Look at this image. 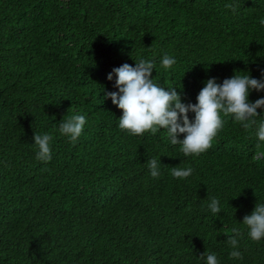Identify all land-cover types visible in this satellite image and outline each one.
Wrapping results in <instances>:
<instances>
[{
  "label": "trees",
  "instance_id": "trees-1",
  "mask_svg": "<svg viewBox=\"0 0 264 264\" xmlns=\"http://www.w3.org/2000/svg\"><path fill=\"white\" fill-rule=\"evenodd\" d=\"M261 19L264 0H0V264H207L206 251L219 264H264V238L243 224L264 203L256 127L222 114L212 147L184 156L164 129L122 131L105 98L118 91L108 74L141 59L186 104L210 78L264 79ZM73 115L86 119L75 145L59 132ZM36 133L53 136L50 162L36 158ZM172 167L194 171L177 179ZM232 228L242 259L229 258Z\"/></svg>",
  "mask_w": 264,
  "mask_h": 264
},
{
  "label": "clouds",
  "instance_id": "clouds-1",
  "mask_svg": "<svg viewBox=\"0 0 264 264\" xmlns=\"http://www.w3.org/2000/svg\"><path fill=\"white\" fill-rule=\"evenodd\" d=\"M226 8L235 11L233 4H226ZM264 25V19L260 20ZM176 64L174 57L163 56L161 66L170 69ZM155 63L150 60L136 61L135 67L128 63L114 68L108 74V80L115 75V87L118 91L106 92L105 98H110L123 114L119 118V128L132 135H143L150 132L155 135L158 130L164 129L172 145L179 144L184 156H199L212 147L213 140L224 126L223 116H231L246 130L256 127V136L264 142V121H258L261 114L258 109L264 108V97L255 102L249 100L251 91L264 92V79L252 78L251 75H234L226 78L223 83H217L216 78H210L197 96V103H183L181 95L175 87L159 86L153 80ZM195 114L194 121L189 119V113ZM183 123H180V120ZM86 119L83 115H73L63 119L59 124V132L66 136L73 145L81 137ZM184 134L182 140L178 139ZM36 158L39 161L50 162L52 150L50 147L53 136L49 133L35 134ZM257 152L253 160L264 158V149L256 145ZM150 174L153 178L160 176V161L153 158L147 161ZM191 167H172L170 174L177 179H186L192 175ZM213 215L221 212L220 201L211 197L207 205ZM243 224L247 228L248 236L253 241L264 238V203H257L250 215H245ZM234 235L228 236L227 243L232 251L230 259H242L237 237L242 235L240 228H232ZM227 235V233H226ZM206 256L207 264H219L215 253L207 251L201 254Z\"/></svg>",
  "mask_w": 264,
  "mask_h": 264
}]
</instances>
